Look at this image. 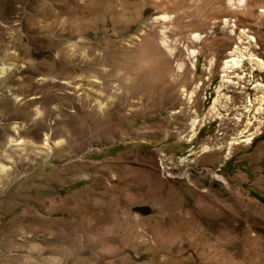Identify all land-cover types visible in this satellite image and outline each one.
Returning <instances> with one entry per match:
<instances>
[{"label":"rangeland","instance_id":"obj_1","mask_svg":"<svg viewBox=\"0 0 264 264\" xmlns=\"http://www.w3.org/2000/svg\"><path fill=\"white\" fill-rule=\"evenodd\" d=\"M261 10L264 0H0V264L91 260L100 244L87 240L111 211L135 216L172 183L192 200L211 193L224 208L240 209L242 196L239 217L232 209L211 217L222 233L213 259L264 264V205L254 202L264 192L240 186L248 177L235 163L264 126L227 153L247 121L254 130L262 117L254 84L264 70L243 60L230 73L243 78L218 88L235 46L264 61ZM145 227L135 231L144 249L125 252L135 261L158 252Z\"/></svg>","mask_w":264,"mask_h":264},{"label":"crops","instance_id":"obj_2","mask_svg":"<svg viewBox=\"0 0 264 264\" xmlns=\"http://www.w3.org/2000/svg\"><path fill=\"white\" fill-rule=\"evenodd\" d=\"M236 158L239 177L243 174L248 177L243 178L239 185L244 186L251 183L248 184L250 190L264 192L262 190L264 189V174L262 173L264 171V138L257 141L255 139L246 148V152L239 154ZM247 171H254V177L250 178L251 173ZM170 186L167 194L155 201V204L140 203L137 205L135 208H138L139 212L137 211L138 214L135 216L127 208L125 212L111 211L109 222L104 223L106 228L87 240L92 244L98 242L100 246L96 247L95 251L87 253L86 256L91 260H85L81 264H243L242 260L232 255L227 260L213 259L214 252L216 255H220L217 251L222 252V248L215 245L213 236L222 233L215 230L211 217L226 214L227 209H232L231 214L239 217L242 214L241 210L245 208L244 198L242 196L234 198L238 201L241 198L240 209L224 208L214 205L211 193L201 194L197 199L192 200L190 196L177 194V184L172 183ZM141 197H146L145 192ZM188 199H190V204H188ZM259 199L254 197V202L257 208L261 209L264 205V198L259 196ZM197 207L203 214L201 217L203 219L200 221L196 213ZM133 210L135 211L134 207ZM140 224H143V227L146 226L157 236L159 247L157 255L149 257V254V258L135 261L125 252L144 249L138 247L135 241V231ZM195 226L198 227L196 234L193 231ZM161 250L166 251L164 261H161L158 255ZM146 251L152 253L156 250L149 248ZM107 258H110L111 262L102 261Z\"/></svg>","mask_w":264,"mask_h":264},{"label":"bare ground","instance_id":"obj_3","mask_svg":"<svg viewBox=\"0 0 264 264\" xmlns=\"http://www.w3.org/2000/svg\"><path fill=\"white\" fill-rule=\"evenodd\" d=\"M245 0H228L229 3H232L233 5H235L236 3H241ZM264 10H261L260 13H263ZM162 18L163 19H167L169 18L168 15L164 14L162 15ZM224 23H225V26L229 25L230 23V20L228 18H225L224 19ZM241 35L244 36L246 39H248V41L253 44V43H256V39L251 36V35H248L247 32L242 29L241 31ZM194 39H199L201 37V35L199 33H196L194 36ZM162 43L166 46H168L167 44V39H166V35L164 34V39H162ZM256 45V44H254ZM244 51L242 50V48H240L239 46H235V48L231 51H229V54H230V58L225 60L224 61V66H223V74H222V84H220V86L218 87L219 90L223 88V86H225L226 83H238V81H235L233 80L232 78L237 75L238 78H243V75H239L238 73H236L235 75H231L230 73L234 72V69L235 68H240L242 66V61L243 60H249L252 64H255L254 67H258L261 71L264 70V61L256 56L254 53H247V54H244L243 53ZM191 53L194 55L195 54V50H192ZM4 69V68H2ZM1 67H0V73H1ZM4 72V70H3ZM254 88L257 90V92H261V94L259 95V105L257 106V109H256V113L259 114V115H262L261 118H257V122H258V125L255 127V129L253 130L252 129V126L254 125V123L252 121H247L246 125H245V128L240 131L239 135H236L235 137H233V140L229 143V150L227 153H231V149H232V146L234 144H240L238 138L242 137L243 138V142H251L252 139L257 135L259 134V131H260V127L264 126V82L262 81H256V83L254 84ZM217 102V100H215V103ZM217 104V103H216ZM252 104V103H251ZM214 110L215 109V106H212ZM250 108H248L249 110ZM218 116H220V114H218ZM238 120H240V118H237ZM200 122V117L196 116L195 118H193V120L191 121V128L193 130H196V124ZM42 148H44L42 146ZM40 149V148H39ZM182 162H185L186 161V157H183L181 159ZM162 164H163V169L165 170L167 167L170 166L171 162L170 161H167L164 157H162ZM6 168L5 166H1L0 165V179H1V175L5 172Z\"/></svg>","mask_w":264,"mask_h":264},{"label":"built area","instance_id":"obj_4","mask_svg":"<svg viewBox=\"0 0 264 264\" xmlns=\"http://www.w3.org/2000/svg\"><path fill=\"white\" fill-rule=\"evenodd\" d=\"M258 135H262V134H258ZM257 135V136H258ZM255 138V137H254ZM254 138H253V140H254ZM238 140L240 141L239 143H245V142H243L242 140H243V138L242 137H240V138H238ZM252 143V142H251ZM145 233L147 234V235H151L150 233H148L147 231H145ZM144 233V234H145Z\"/></svg>","mask_w":264,"mask_h":264}]
</instances>
